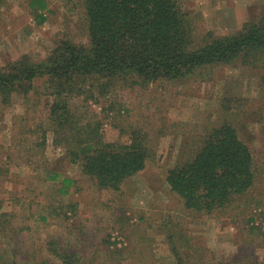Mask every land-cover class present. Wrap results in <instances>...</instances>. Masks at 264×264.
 Here are the masks:
<instances>
[{"label":"rangeland","instance_id":"1","mask_svg":"<svg viewBox=\"0 0 264 264\" xmlns=\"http://www.w3.org/2000/svg\"><path fill=\"white\" fill-rule=\"evenodd\" d=\"M31 1H1L0 67L24 54L40 60L62 39L88 42L86 0H47L43 23L29 9ZM176 1L188 12L197 40L236 33L264 13V0ZM262 74L220 66L194 82L119 83L108 95L94 89L93 99H75L77 110L96 114L107 141L129 143L139 130L154 148L147 169L119 191L99 190L54 144L53 98L42 81L28 98L14 95L5 106L0 101V264L55 262L50 242L88 264L264 262ZM224 98H233L228 116L257 157V181L232 208L197 213L171 191L166 174L187 158L190 144L220 124ZM51 170L75 180L68 194L61 193L60 181L48 179ZM3 212L12 215L6 222Z\"/></svg>","mask_w":264,"mask_h":264},{"label":"trees","instance_id":"2","mask_svg":"<svg viewBox=\"0 0 264 264\" xmlns=\"http://www.w3.org/2000/svg\"><path fill=\"white\" fill-rule=\"evenodd\" d=\"M28 6L40 23L47 20V0H32ZM84 6L88 42L62 39L40 60L24 54L0 67V101L5 106L14 95L28 98L42 81L53 98L54 144L66 149L70 162L79 164L83 176L99 190H121L128 179L147 169L154 148L139 130L129 143L107 141L96 114L77 110L75 99H93L94 89L108 95L119 83L194 82L209 70L230 65L262 70L264 87V13L236 33H209L197 40L188 12L176 0H86ZM232 101L223 99L220 124L190 144L187 158L166 174L171 191L197 213L232 208L257 181V157L234 117L228 116ZM43 140L46 145V136ZM48 179L60 181L64 194L75 184L54 170ZM6 216L12 215L1 213V221ZM49 247L58 259L39 264H88L74 252L57 249L55 242Z\"/></svg>","mask_w":264,"mask_h":264}]
</instances>
